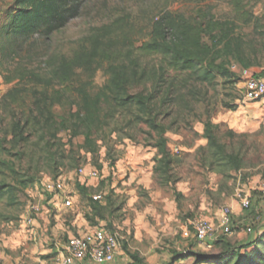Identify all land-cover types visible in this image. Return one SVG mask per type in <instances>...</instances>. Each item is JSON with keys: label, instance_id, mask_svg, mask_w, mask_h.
Wrapping results in <instances>:
<instances>
[{"label": "rangeland", "instance_id": "rangeland-1", "mask_svg": "<svg viewBox=\"0 0 264 264\" xmlns=\"http://www.w3.org/2000/svg\"><path fill=\"white\" fill-rule=\"evenodd\" d=\"M14 2L0 0V47ZM239 10L252 22L239 20ZM167 15L193 24L210 51L209 60L232 71L236 82L218 76L209 85L189 74H164L157 72L160 58L143 57V77L129 91L149 99L161 136L148 126L129 124L124 113L94 136L97 147H85L82 136L71 141L66 131L58 141L36 135L26 145H7L11 150L1 157L7 168L0 185L12 188L0 197V264H56L78 230L100 226L118 233L126 253L142 260L144 254L149 264H166L173 253L222 252L215 246L198 248L194 230L190 238L184 236L193 221L218 226L223 210L230 208L234 228L222 241L231 244L262 224L264 100L248 102L243 94L247 79L264 78V0H87L80 16L50 37L17 41L6 58L0 52V126L10 124L3 97L21 72L47 76L55 58L86 49L94 30L121 17L140 45ZM233 36L245 52L244 64L228 43ZM106 80L99 71L93 88L99 90ZM161 137L168 155L156 147ZM79 169L96 171L98 178H80ZM244 197L250 201L247 209L241 204ZM68 200L72 205L66 206ZM192 258L177 264H197ZM220 263L224 259L204 264Z\"/></svg>", "mask_w": 264, "mask_h": 264}, {"label": "trees", "instance_id": "trees-1", "mask_svg": "<svg viewBox=\"0 0 264 264\" xmlns=\"http://www.w3.org/2000/svg\"><path fill=\"white\" fill-rule=\"evenodd\" d=\"M87 0H15L8 11V20L1 32L5 43L0 47L3 58L17 41L33 37H50L78 18ZM238 18L251 23L252 16L238 11ZM124 17L97 28L88 38V47L75 52L71 57L55 58L47 76L34 71L21 72L13 86L3 97L5 109L10 115L8 127L0 126V176L7 168L1 159L3 154L26 145L36 135L42 140L58 141L62 131L70 133L71 141L85 138V147H97L94 138L112 121L124 113L130 116L129 124L145 125L160 136L161 127L149 106V99L133 94L129 88L137 85L144 72L143 57L161 59L157 72L174 71L194 76L201 83L213 84L218 76L236 82L235 74L226 67H216L209 60L210 51L201 44V35L196 27L179 15H167L157 21L147 41L138 45L125 27ZM239 37L228 40L235 48L236 58L244 64L245 52L239 45ZM104 71L107 80L99 90L92 86L99 71ZM260 78V77H257ZM61 110V114L57 110ZM156 147L166 151V140L162 137ZM162 154V153H161ZM12 187L0 185V197ZM108 229V228H107ZM223 239V238H222ZM219 240L215 247L221 248L216 256L198 255L190 250L173 253L166 264H177L182 258L194 257L197 264L211 260H223L220 264H264V231L253 232L247 240L235 244ZM225 244L221 245L222 243ZM128 252V251H127ZM132 264H143L136 253L128 252Z\"/></svg>", "mask_w": 264, "mask_h": 264}, {"label": "built area", "instance_id": "built-area-1", "mask_svg": "<svg viewBox=\"0 0 264 264\" xmlns=\"http://www.w3.org/2000/svg\"><path fill=\"white\" fill-rule=\"evenodd\" d=\"M243 97L248 102L263 101L264 78L251 77L247 79L244 83ZM78 175L80 178H91L92 180L98 178L96 171L88 174L84 169H79ZM248 197L241 199L244 209H247L250 205V197ZM70 205H72V202L68 200L66 206ZM233 226V213L230 208H225L218 226L207 221H193L190 223L191 229H187L184 236L190 238L192 236L191 230H194L195 239L200 243H206L205 248L210 250L214 247L215 242L232 234ZM248 233L252 234L253 229L249 228ZM120 245L121 241L117 233L111 232L107 227L100 226L89 234L70 237L56 264H75L78 261H90L94 264L110 263L114 260Z\"/></svg>", "mask_w": 264, "mask_h": 264}, {"label": "crops", "instance_id": "crops-1", "mask_svg": "<svg viewBox=\"0 0 264 264\" xmlns=\"http://www.w3.org/2000/svg\"><path fill=\"white\" fill-rule=\"evenodd\" d=\"M232 207L234 208V211H235V213L236 214H240V210L238 209V207L236 206V205H232ZM247 214H249V213H247ZM242 216L243 217H245L246 216V212L245 211H243V213H242ZM262 224L256 229V230H254V232H255V234L257 233V232H261V231H264V212H263V215H262ZM87 228H89L88 230H78L77 232H78V234L77 235H86V234H89V233H91V232H93V228H91V227H87ZM118 234V233H117ZM240 236H241V234H240ZM120 237V236H119ZM247 238L248 237H246L245 239H241L239 242H243V241H245V240H247ZM121 240V239H120ZM197 241V240H196ZM197 243H198V248H200V249H206L205 248V245H206V243H200V242H198L197 241ZM130 252V251H129ZM131 253V252H130ZM61 255V254H60ZM140 256V255H139ZM141 256H143V264H149L148 262H147V260L145 259V256H144V254L143 255H141ZM140 258H142V257H140ZM190 259H193L192 257H190ZM188 262V261H187ZM183 262H181V264H182ZM75 264H94V263H92V262H90V261H78V262H76ZM106 264H132V260H131V258H130V256H129V254H128V252L126 253L125 251H124V249L122 250V244L120 245V249L118 250V252L116 253V256H115V258H114V260L112 261V262H110V263H106Z\"/></svg>", "mask_w": 264, "mask_h": 264}]
</instances>
